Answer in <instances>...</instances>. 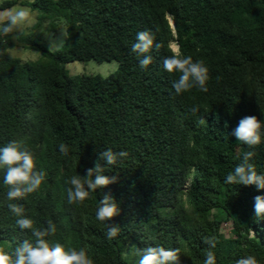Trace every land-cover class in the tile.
I'll use <instances>...</instances> for the list:
<instances>
[{"label": "trees", "instance_id": "obj_1", "mask_svg": "<svg viewBox=\"0 0 264 264\" xmlns=\"http://www.w3.org/2000/svg\"><path fill=\"white\" fill-rule=\"evenodd\" d=\"M14 5L4 1L0 10ZM27 5L39 12V25L65 22L69 39L52 53L33 35H20L18 43L41 53L37 61L22 62L8 52L14 33L0 35V147L22 142L34 155L36 170L46 173L37 191L8 201L0 169V249L12 253L23 240H34L16 224L7 207L11 202L23 206L34 227L55 224L50 244L84 248L94 264H138L139 256L136 263L123 256L129 244L178 249L179 264H204L205 237L217 241L215 264H236L248 255L264 264V218L254 213V197L264 196V190L225 183L248 150L256 152L251 162L264 174V138L248 149L232 135L245 116L264 121V0H30ZM144 30L161 44L149 53L153 62L147 69L131 51ZM173 52L205 63L206 93L198 88L175 93L178 74L163 68L164 57ZM91 60L116 61L118 69L108 77L69 74L68 64ZM193 106L199 109L195 114L189 111ZM61 143L69 147L66 156ZM107 148L128 156L109 166L99 160ZM98 160L117 182L83 203L69 204L67 181L86 176ZM107 193L120 213L100 222L95 213ZM212 211L236 224L231 238L222 234L221 219ZM108 224L121 229L111 240Z\"/></svg>", "mask_w": 264, "mask_h": 264}, {"label": "clouds", "instance_id": "obj_2", "mask_svg": "<svg viewBox=\"0 0 264 264\" xmlns=\"http://www.w3.org/2000/svg\"><path fill=\"white\" fill-rule=\"evenodd\" d=\"M32 16L30 9L21 7L5 8L0 10V35L8 36L24 26H30ZM18 39V36H14ZM69 39L68 30L60 33V38L53 39L48 45L49 52L59 51ZM155 37L148 31H140L136 34V42L132 44L131 51L139 59V66L143 69L153 62V57L149 54L153 48L159 51L160 43H154ZM163 68L170 74H178V78L172 81V87L177 95L198 88L202 92H207V82L209 80V70L202 60H193L192 56L173 54L164 57ZM198 107L189 109L193 114L198 111ZM203 122V121H202ZM232 135L237 140L248 147L255 149L262 143L264 138V121L257 116L249 115L243 117ZM62 155H68L69 147L63 143L59 145ZM128 156L126 151L114 152L107 148L99 155V160L105 161L107 165H116L119 160ZM256 156V152L248 150L243 152L241 162L235 166L233 171L225 177L226 184H240L244 186H255L257 190H264V174H259L256 166L251 161ZM94 168L87 169L86 176L74 175L67 183V199L69 204L83 203L90 197L92 192L103 189L110 184L117 182L116 176L105 175L106 168L99 162ZM0 169L4 170L3 183L8 187L7 200L15 201L25 198L28 194L37 191L44 182L46 173L43 170H36L34 155L20 141H10L6 146L0 147ZM7 207L17 217L16 224L21 230H30L34 240H23L12 253L0 249V264H94V260L89 256L84 248L66 249L59 242L50 244L47 237L54 235L56 226L51 221L46 228L34 227V221L24 215L22 205L8 203ZM120 208L110 193L103 194L99 201L95 216L100 222H109L119 215ZM254 213L259 218H264V196L254 197ZM121 229L118 225L108 224L106 237L111 240L115 238ZM250 237H255V232L249 229ZM208 245L205 252L204 264H215V254L212 251L216 247L214 237H205L203 241ZM138 264H179L178 249H166L163 246H149L142 250L137 249ZM126 255V254H124ZM236 264H258L257 259L248 255L236 261Z\"/></svg>", "mask_w": 264, "mask_h": 264}, {"label": "rangeland", "instance_id": "obj_3", "mask_svg": "<svg viewBox=\"0 0 264 264\" xmlns=\"http://www.w3.org/2000/svg\"><path fill=\"white\" fill-rule=\"evenodd\" d=\"M4 1H16V5L13 7L27 8L31 11L32 23L30 26L26 25L22 29L14 32V36L20 35H33L38 41L48 48L50 41L53 39L60 38V33L63 30H67L65 22L60 21L53 23L52 21H45L43 24H38L39 12L34 11L28 7L27 2L30 0H0V5ZM12 8V7H11ZM13 36V37H14ZM14 45L9 48V54L12 57L19 58L22 62L37 61L41 58V53L35 50H29L18 43L17 39L13 38ZM172 49L177 52V47L175 44H171ZM67 69L71 76L76 75H100L102 77H108L115 73L118 69V63L116 61L97 63L93 60L87 62H74L67 65ZM188 187V186H187ZM217 214L222 222L221 232L224 236L231 238L234 234L236 224L227 218V216L222 211H212L211 213ZM5 252L7 251L5 247H1ZM136 248L133 244H129L125 247L124 258L136 263L138 261V255H136Z\"/></svg>", "mask_w": 264, "mask_h": 264}]
</instances>
